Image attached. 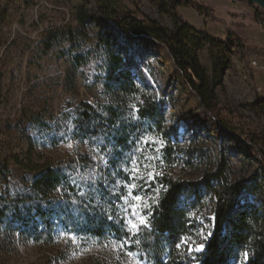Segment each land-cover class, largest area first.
<instances>
[{
    "label": "trees",
    "instance_id": "trees-1",
    "mask_svg": "<svg viewBox=\"0 0 264 264\" xmlns=\"http://www.w3.org/2000/svg\"><path fill=\"white\" fill-rule=\"evenodd\" d=\"M79 1L74 13L76 25L64 29V39L75 70L93 63V82L100 86L101 96L93 102H76L59 120L33 119L35 136L30 138L26 154L31 155L37 145L52 147L69 141L86 149L58 161L45 159L41 164L29 157L19 160L15 154L1 159L0 186L12 188L15 171L11 166L24 172V185L22 191L12 188V195L0 200V227L15 230L37 244L52 243L56 229L84 245L118 243L139 264H264V205L249 198L264 197L259 173L234 178L224 148L212 155L197 148L196 135L210 137L204 128L194 133L187 125L190 144H180L183 133L176 125L166 124L164 102L137 79L139 63L150 55L149 50L140 52L136 61L127 47L142 36L163 44L200 106L228 130L231 127L223 118L225 106L219 102L216 88L228 64L226 54L232 38L246 55L264 56V50L249 48L233 33L221 40L194 28L176 10L191 0H166L171 28L144 14L119 10L117 0H92L97 13L125 36L126 45L117 42L110 31L100 29L87 47L95 15L87 0ZM255 9L264 22V13ZM60 35L53 33L45 39L44 52ZM206 45L210 73L199 58ZM260 101L263 99L256 98L249 106ZM146 140L162 141L163 147ZM244 140L254 145L264 172V130L246 132ZM137 165L145 177L153 170L162 175L151 183L136 180L135 195L153 197L161 186L166 191L159 193L158 203L143 211L148 226L133 233L123 218L131 214L127 185L133 181L127 176ZM179 167L192 169L194 174L180 176L176 173ZM207 208L212 213L208 231L212 235L203 241L208 245L206 250L192 254L187 245L177 248L182 239L189 244L198 240L195 216Z\"/></svg>",
    "mask_w": 264,
    "mask_h": 264
},
{
    "label": "rangeland",
    "instance_id": "rangeland-1",
    "mask_svg": "<svg viewBox=\"0 0 264 264\" xmlns=\"http://www.w3.org/2000/svg\"><path fill=\"white\" fill-rule=\"evenodd\" d=\"M88 7L95 15V26L89 32L87 47L93 44L98 30L110 31L115 40L126 45L125 36L111 22L102 18L92 0ZM79 0H0V160L17 155L19 160L31 158L35 164L45 159L58 161L84 151L80 143L69 141L59 146L37 145L27 156L30 138L35 136L32 122L36 117L49 122L59 120L76 102H93L101 96V89L93 82L96 70L93 63L75 70L69 58V44L64 39V29L75 26V8ZM121 11H132L156 19L171 28L170 11L166 0H117ZM183 19L213 38L225 40L229 33L245 41L249 48L264 50V22L256 14L254 5L232 0H191L187 6L177 7ZM258 20H257V19ZM53 33L61 34L53 47L44 52V41ZM232 38L226 54L227 67L222 72L221 84L216 93L225 106L223 118L231 129H225L210 113L202 108L194 92L187 86L174 65L165 46L142 36L127 47L138 61L139 53L149 54L140 61L137 79L151 87L153 96L163 101L166 124L176 125L183 133L180 144H190L187 125L195 131H209V138L195 136V146L206 154L224 148L234 178L259 173V183L264 188V172L253 144L244 140L249 131L264 130V56L248 54ZM90 42V43H89ZM202 65L211 72L209 47L200 52ZM255 61L258 66H254ZM261 98L255 106H249ZM234 111V112H233ZM232 130V131H231ZM15 171L14 190L22 191L23 182ZM192 169L178 168L180 176H190ZM19 180V182H18ZM0 186V200L11 196L13 189ZM256 204L264 205L263 196H249ZM193 218V217H192ZM198 240L203 243L211 229L212 213L207 208L196 214ZM54 241L37 244L15 230L0 227V264H139L118 243L108 246L84 245L69 233L56 229ZM189 253V252H188ZM192 254L199 252L192 251ZM194 258V256L192 257Z\"/></svg>",
    "mask_w": 264,
    "mask_h": 264
},
{
    "label": "snow or ice",
    "instance_id": "snow-or-ice-1",
    "mask_svg": "<svg viewBox=\"0 0 264 264\" xmlns=\"http://www.w3.org/2000/svg\"><path fill=\"white\" fill-rule=\"evenodd\" d=\"M145 143H159L161 147H163V142L162 141H157V140H146L144 141ZM159 149H157L158 151ZM145 159H148L147 157ZM155 159V158H153ZM145 170H147V166H145ZM131 174L127 176V179L130 181H133V183L127 185L129 188L128 192V198L132 201L130 208H131V214L126 215L123 219L124 222L127 224V227L129 231L136 233L139 231L141 227H147L148 226V218L143 215V211L146 210L147 208L151 207L152 204H156L159 202V193L161 191H166V189L161 186L160 188H157L155 190V195L153 197H144L140 195H135L134 192L138 188V185L134 183L136 180H141L144 183H151L155 181L156 177L159 175H162V173H158L153 171H147L146 177L141 174V169L140 167L134 166L130 170ZM124 199V197H121ZM149 200H151V204L149 203ZM111 219V217H110ZM212 233L209 232L208 236L204 237L205 241H207L211 237ZM181 245H187L188 246V252L191 253L192 251L196 252H203L207 248L206 243H199L196 245H191L188 243L187 240L182 239L180 244H177V248H180ZM244 259L248 260L249 256L248 253H244Z\"/></svg>",
    "mask_w": 264,
    "mask_h": 264
},
{
    "label": "water",
    "instance_id": "water-1",
    "mask_svg": "<svg viewBox=\"0 0 264 264\" xmlns=\"http://www.w3.org/2000/svg\"><path fill=\"white\" fill-rule=\"evenodd\" d=\"M232 1L252 4L255 7L259 8L264 13V0H232Z\"/></svg>",
    "mask_w": 264,
    "mask_h": 264
},
{
    "label": "built area",
    "instance_id": "built-area-1",
    "mask_svg": "<svg viewBox=\"0 0 264 264\" xmlns=\"http://www.w3.org/2000/svg\"><path fill=\"white\" fill-rule=\"evenodd\" d=\"M252 64H253L254 66H258L257 63H256L255 61H252Z\"/></svg>",
    "mask_w": 264,
    "mask_h": 264
}]
</instances>
